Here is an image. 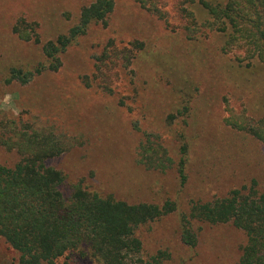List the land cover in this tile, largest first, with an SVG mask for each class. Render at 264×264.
Returning a JSON list of instances; mask_svg holds the SVG:
<instances>
[{
  "label": "rangeland",
  "instance_id": "1",
  "mask_svg": "<svg viewBox=\"0 0 264 264\" xmlns=\"http://www.w3.org/2000/svg\"><path fill=\"white\" fill-rule=\"evenodd\" d=\"M96 1L0 0V139L22 125L60 138L66 151L47 165L63 173L65 197L81 184L129 204L175 203L137 230L142 251L133 264H239L245 233L190 213L235 189L264 191V143L227 121L264 124V64L241 34L256 29L241 18L226 32L208 24L203 2L228 0H115L60 54L58 70L7 83L12 68L46 63L44 45L67 36ZM20 19L36 27L29 42L13 32ZM229 34L237 40L226 46ZM18 159L0 145V165ZM184 217L194 247L182 240ZM18 260L0 238V264ZM56 264L100 263L84 248Z\"/></svg>",
  "mask_w": 264,
  "mask_h": 264
},
{
  "label": "trees",
  "instance_id": "2",
  "mask_svg": "<svg viewBox=\"0 0 264 264\" xmlns=\"http://www.w3.org/2000/svg\"><path fill=\"white\" fill-rule=\"evenodd\" d=\"M114 5L115 0H97L85 8L79 24L67 36L44 45L46 63L33 70L12 68L7 83L18 81L25 85L36 75L58 70L60 54L85 35L90 24L103 22ZM203 6L212 19L208 24L219 25L221 32H226L229 24L237 28L236 18L256 29L241 34L251 46L247 51L250 56L264 64V0H228L226 5L204 1ZM13 32L29 42L36 27L20 19ZM227 37L226 46L237 40L234 34ZM227 121L264 143V124L258 127L251 123L242 125L233 119ZM26 127L13 126L10 135L0 139V145L19 155L14 166L0 165V238L18 253V264H56L61 257L84 248L100 264H133L132 260L142 251L137 230L174 212L175 203L129 204L91 193L81 184L75 185L71 195L65 197L60 190L65 179L63 173L47 165L48 160L66 151L65 143L52 133L30 131ZM179 177L184 185L187 178L182 167ZM246 189H235L222 199L193 205L190 218L212 225L232 223L247 237L239 264H264V191L252 188L245 192ZM181 231L183 242L194 247L197 238L189 217L183 218Z\"/></svg>",
  "mask_w": 264,
  "mask_h": 264
}]
</instances>
